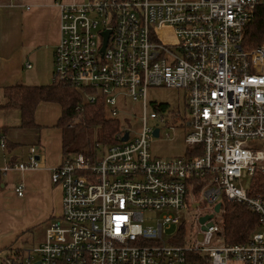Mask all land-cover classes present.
Here are the masks:
<instances>
[{
  "label": "built area",
  "instance_id": "1",
  "mask_svg": "<svg viewBox=\"0 0 264 264\" xmlns=\"http://www.w3.org/2000/svg\"><path fill=\"white\" fill-rule=\"evenodd\" d=\"M260 6L264 0L61 3L53 79L95 91L85 94L87 102L104 97L110 118L120 117V98L142 101L143 128L122 124L103 154L65 155L51 174L62 187L61 213L40 245L0 257V264H264V196L250 192L256 171L264 170V150L254 147L264 140V43L243 46ZM150 87L186 92L190 132L183 156L152 152L160 124L174 110L159 104L149 115ZM39 167L33 146L27 161L3 171ZM24 190L20 182L16 192ZM224 199L258 216L248 242L225 244L214 218L208 230L199 221L202 241L173 242L184 221L178 212L190 201L215 214ZM147 211L161 214L146 217ZM173 224L177 236L164 238Z\"/></svg>",
  "mask_w": 264,
  "mask_h": 264
},
{
  "label": "crops",
  "instance_id": "2",
  "mask_svg": "<svg viewBox=\"0 0 264 264\" xmlns=\"http://www.w3.org/2000/svg\"><path fill=\"white\" fill-rule=\"evenodd\" d=\"M82 1L0 0V104L7 101L4 88L8 86L52 83L55 50L61 38L60 4ZM61 116L60 104L41 102L35 114L37 127L27 129L21 126L19 109H0V129H5L0 134V221L7 220L11 202L19 210H25L24 205L35 208L38 221L61 213L62 187L51 178L52 168L64 156L63 131L57 126ZM33 146L39 168L3 171L6 166L27 161ZM20 182L25 185L22 196L16 192ZM13 240V234L0 231V253L12 247Z\"/></svg>",
  "mask_w": 264,
  "mask_h": 264
},
{
  "label": "trees",
  "instance_id": "3",
  "mask_svg": "<svg viewBox=\"0 0 264 264\" xmlns=\"http://www.w3.org/2000/svg\"><path fill=\"white\" fill-rule=\"evenodd\" d=\"M264 43V6L257 7L254 16L244 31L245 48H252ZM90 89H81L74 85L53 79L46 85L15 84L4 88L6 102L0 104V109H19L22 115L23 128H36V109L41 102H54L62 106V116L57 126L63 131V154L71 155L87 152L83 148L89 141L82 140L89 129L99 131L98 141L102 144H112L121 128L119 118H110L107 114L104 97L99 96L94 102H87L86 93ZM167 107V105H164ZM5 129H0V134ZM63 156V157H64ZM0 173V188H1ZM250 192L261 193L264 196V170H257L251 181ZM225 244L236 245L246 243L252 234L259 229L258 216L244 204L223 200ZM182 226L179 229L175 244H183ZM185 243V241H184ZM9 249H12L10 247Z\"/></svg>",
  "mask_w": 264,
  "mask_h": 264
},
{
  "label": "rangeland",
  "instance_id": "4",
  "mask_svg": "<svg viewBox=\"0 0 264 264\" xmlns=\"http://www.w3.org/2000/svg\"><path fill=\"white\" fill-rule=\"evenodd\" d=\"M185 91L175 88L166 87H150L147 91L148 101V114L150 115L154 109V106L159 104H166L171 107L174 112L166 116V122L161 123V135L154 138L151 142V148L154 155L161 158L179 157L186 153L187 147L185 143V137L190 132V127L187 122L190 118L189 111L186 106ZM119 109L121 110L120 121L121 124H125L136 132L141 131L143 128V102L133 101L131 99H119ZM169 134V136L167 135ZM99 131L97 129H89L84 133L82 140L89 141L83 148L87 152L99 150V153L103 154L106 148L102 143L98 141ZM98 142V144H97ZM254 147L264 150V140L255 141ZM250 178L244 175L246 186H250ZM53 182V181H52ZM7 209V220L4 218L0 221V231L3 233H11L14 235L12 242V249H4L0 253V257H6L13 255L16 251H20L21 254H25V250L31 249L40 245L45 239V232L52 220L55 217L49 219H43L38 221L35 208L24 205L25 210H19L11 202ZM36 209L42 210L43 206H37ZM37 211V210H36ZM212 213L211 207H205L198 201H190L189 207L178 212L179 216L184 220L182 226L183 239L185 243L192 242L196 238L198 241L203 240V233L197 235L199 230V218L208 213ZM224 210L223 206L219 213H215L214 221L217 223L220 233L225 243V228H224ZM160 212L147 211L146 217H159ZM155 219L152 223H155ZM178 225L173 224L166 228L164 232V238L172 240L173 236L178 234ZM215 233V236H218ZM172 238V239H171ZM178 237L174 239L176 242ZM172 242V241H171ZM177 243V242H176Z\"/></svg>",
  "mask_w": 264,
  "mask_h": 264
},
{
  "label": "water",
  "instance_id": "5",
  "mask_svg": "<svg viewBox=\"0 0 264 264\" xmlns=\"http://www.w3.org/2000/svg\"><path fill=\"white\" fill-rule=\"evenodd\" d=\"M106 36H108V33L106 34ZM155 135L156 136L159 135V129L155 130ZM127 139H128V134H126L124 137V140H127ZM221 208H222V203L221 202L217 203L214 209L215 213H219ZM214 216H215L214 213H210V214H206L200 217L199 221L203 225L202 226L203 230H208L210 227L213 226V222L211 220L214 218ZM206 222H208L207 225H204Z\"/></svg>",
  "mask_w": 264,
  "mask_h": 264
}]
</instances>
